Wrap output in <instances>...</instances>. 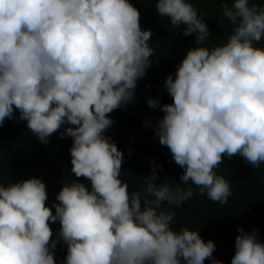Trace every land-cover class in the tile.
I'll use <instances>...</instances> for the list:
<instances>
[{
    "label": "clouds",
    "instance_id": "1",
    "mask_svg": "<svg viewBox=\"0 0 264 264\" xmlns=\"http://www.w3.org/2000/svg\"><path fill=\"white\" fill-rule=\"evenodd\" d=\"M221 7L236 27L208 48L207 23L189 0H158L156 12L172 28L186 26L184 36L196 34V47L166 79L173 103L147 104L164 113L154 135L183 169L181 182L224 205L232 188L215 171L224 158L264 164V47L255 46L264 41V7L250 0ZM152 35L129 0H0V126L18 110L47 144L71 125L60 133L73 139L71 173L91 182V190L64 183L55 214L41 179L0 185V264H57L61 243L64 264H223L213 259L214 241L187 227L174 231V214L157 211L167 188L149 189L150 207L129 193L124 153L106 136L110 114L135 101L137 82L152 66ZM152 163L151 176L159 167ZM192 195L189 188L183 199ZM57 221L54 240L50 222ZM238 232L231 264H264L258 230Z\"/></svg>",
    "mask_w": 264,
    "mask_h": 264
},
{
    "label": "trees",
    "instance_id": "2",
    "mask_svg": "<svg viewBox=\"0 0 264 264\" xmlns=\"http://www.w3.org/2000/svg\"><path fill=\"white\" fill-rule=\"evenodd\" d=\"M129 2L140 12L142 30H151L153 33L149 43L154 57L145 77L137 82L135 101L110 114L114 124L106 136L124 153L121 179L128 185L130 194H140L143 207L152 206L155 199L150 188H167V199L157 211L174 214L172 229L179 232L187 227L199 231L205 242H215L213 259L231 264L236 251V237L240 235L239 228L243 227L247 233L258 230L259 239L264 241V164L255 168L240 156L224 158V162L215 170L228 180L232 188V195L224 205L209 200L207 194L200 195L195 185L181 182L183 169L175 163L167 146H162L154 135L155 123L164 113L148 107L147 100L159 99L161 105L173 103L165 89V82L170 74L175 76L187 52L196 47V34L184 36L186 26L183 25L180 29L172 28L171 20L156 12L158 0ZM189 2L204 18L209 29L210 36L202 46L211 48L226 42L236 25L223 15L221 5L228 3L231 6L234 0ZM250 4L264 7V0H250ZM255 46L264 47V41ZM19 116L17 110L14 119L6 118L0 126V185L7 187L30 178L41 179L48 194L46 206L52 208L55 214L53 205L58 203L56 197L64 183L78 180L91 190L89 180L77 178L71 173L70 148L73 139L61 138L60 135L71 125L62 126L49 137V143L44 144L28 128L27 121H21ZM146 121L152 127H144ZM153 161L159 167L156 168V174L151 176ZM189 188L193 195L183 199ZM180 201L182 203H178ZM50 227L53 230L52 239L55 240L61 225L59 221L50 222ZM66 256L67 246L58 244L55 249L57 264H64ZM205 264H212V260L206 259Z\"/></svg>",
    "mask_w": 264,
    "mask_h": 264
}]
</instances>
